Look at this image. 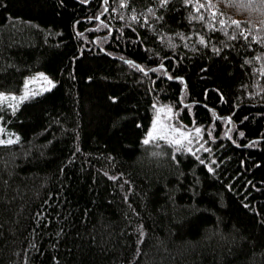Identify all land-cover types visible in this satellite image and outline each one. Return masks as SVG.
<instances>
[{
    "label": "trees",
    "instance_id": "16d2710c",
    "mask_svg": "<svg viewBox=\"0 0 264 264\" xmlns=\"http://www.w3.org/2000/svg\"><path fill=\"white\" fill-rule=\"evenodd\" d=\"M157 2L0 0V90L55 81L0 102V264H264V0ZM155 99L211 150L146 143Z\"/></svg>",
    "mask_w": 264,
    "mask_h": 264
},
{
    "label": "snow or ice",
    "instance_id": "6c2138e0",
    "mask_svg": "<svg viewBox=\"0 0 264 264\" xmlns=\"http://www.w3.org/2000/svg\"><path fill=\"white\" fill-rule=\"evenodd\" d=\"M83 2L84 3H88V0H83ZM181 2H182V6L183 7L191 6L197 12H199L201 8L206 7L205 3H201V0H181ZM102 3H103V6H104V11L101 12L100 14H98L95 17V19H100V17L103 16L104 13L109 11L110 5L108 4V0H102ZM168 3H169V0H158L157 3L149 5L148 11H150L152 13V15H153V17L155 19L160 20L162 18V16L164 15V12L161 11V12L158 13L156 11V9H165V8H167ZM118 4L120 6H129L130 7L129 0H118ZM207 7H209V8L211 7V0H208ZM111 11H116V8H111ZM212 11L214 13L213 20H216L217 19V14H215V9H213ZM218 15H220V17H221L217 21L218 24L221 25V26L225 25L226 21H225L224 18H222L223 14L220 13ZM87 19H92V17H87ZM121 19H123V17H121ZM133 19L139 20L140 17L136 16L135 14H133ZM147 19H148V17L145 16L144 20L147 21ZM200 19H203V14L200 15ZM101 23H104V21H101ZM228 23L235 26V28L232 30V36L234 38H239L240 36H242L243 38L247 39L248 33L246 31H244L240 20L232 19V20L228 21ZM105 27L107 28L108 25L105 24ZM209 27H212V28L215 29L216 25L215 24H210ZM257 27H259V25H257ZM237 29L239 30V32H237ZM220 31H227V29L226 28H221ZM133 35H135V32H133ZM113 38L115 39L114 30H113ZM200 39H201L202 42H206L204 36H200ZM254 39H258V38L254 37ZM259 42L264 44V40H260ZM248 47H252L251 43L248 45ZM165 59L175 60L176 57H165ZM127 63L132 65L133 67H137L139 69V71H141V72H144V73L151 72L153 74V76L155 75V71H156L155 69L149 68V67H147L145 65H142V64H138L135 60H128ZM157 67L159 69H166L167 65H165L163 63H160V64L157 65ZM38 75L44 76L45 74L41 72V73H38ZM163 76L165 78H168V79H174V80H180V81L184 80L183 76H170L167 70H165L163 72ZM46 79H47V82H48V84L50 86L55 83V81L53 79H51V78L46 77ZM89 79H91V77H89ZM217 91H219V90H217ZM5 95H8V96H10L13 99H15V97H16V93H14V92L5 93L4 91H0V97H4ZM112 99L116 100L117 97L113 96ZM153 104H155V101H153ZM11 107L12 106L9 105L10 109H11ZM169 112H171V109H169ZM0 119H2V118H0ZM220 119H222V120L223 119L231 120V117L230 116L221 117ZM201 128H205V135H207L208 129L204 125H201L200 127H196L194 129V131L197 134V136L200 135ZM175 132L178 134V136L176 138H173L170 142L173 143L174 145L180 146L177 149V151L183 150L184 147L187 146L186 147L187 152L189 154H191V155H196V149L194 147L190 146V145H199L201 148H203V145L200 144L199 140H197L196 137H192L191 139H189V132L182 131L181 127H175ZM222 134L225 135V136L228 135V133H226V132L222 133ZM236 134H238L239 136H244L245 135V133L243 131H239V130L237 131ZM15 135H17V138H18V134H15ZM152 135H153L152 131H149L147 136L144 138L146 143L148 142L149 138L152 137ZM163 138L167 139V136H165ZM215 138L216 137H213V139H215ZM11 143H13V139H12L11 136H9L7 139H4L2 136H0V144H11ZM233 143H235V141H233ZM249 143H251V141H249ZM203 150L204 151H210L211 150V144H209L207 149H203ZM197 159H199V157H197ZM212 159H215V158L213 157ZM203 162L204 161H201V163H203ZM208 171L214 172L215 169L213 167H209ZM112 179L115 180L116 177L113 176ZM129 191H131V189H129ZM124 199L127 200L128 197L125 196ZM39 215L43 216V212L39 213ZM57 235H59V233H57ZM139 235H140V237H143L144 232L140 231Z\"/></svg>",
    "mask_w": 264,
    "mask_h": 264
},
{
    "label": "rangeland",
    "instance_id": "374dc122",
    "mask_svg": "<svg viewBox=\"0 0 264 264\" xmlns=\"http://www.w3.org/2000/svg\"><path fill=\"white\" fill-rule=\"evenodd\" d=\"M41 72L44 73L45 75L44 76L38 75V73H41ZM46 77L51 78L49 74H47L43 70H37V71L30 73L29 75L25 77L23 86L19 91L0 90V91H4L5 93H12V92L16 93L15 99L11 98L8 95H5L4 97H0V102L6 101L12 104H17L30 95L39 94L51 88L52 85L50 86L48 84ZM154 101H155V104H153L154 107H153L152 121H151V124L149 126L147 133L144 136L145 138L148 132L152 131L153 135L151 138H149L148 142L158 141V140L170 142L173 138H176L178 136V134L175 132V127H181L182 131L189 132V139H191L192 137H196L197 140H199L200 144L203 145V148H201L199 145H190L196 149V152L198 154H201L202 152H204L203 149L208 148L209 144L212 143L211 140L214 141L213 139V137H215L214 132L209 131L210 133L207 132V135H205V129L201 128V133L199 136H197L194 129L196 127H200V125L195 126V127H186L184 124L176 120V113L174 112L173 106L170 103L164 102L158 99H155ZM169 109H171V112H169ZM165 136H167V139L163 138ZM174 146L176 148L180 147L178 145H174ZM186 147L187 146H185L184 148L186 149Z\"/></svg>",
    "mask_w": 264,
    "mask_h": 264
}]
</instances>
